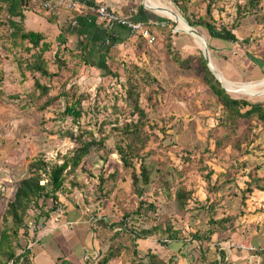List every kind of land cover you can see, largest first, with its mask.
I'll use <instances>...</instances> for the list:
<instances>
[{
  "label": "rangeland",
  "instance_id": "1",
  "mask_svg": "<svg viewBox=\"0 0 264 264\" xmlns=\"http://www.w3.org/2000/svg\"><path fill=\"white\" fill-rule=\"evenodd\" d=\"M41 1L32 0V7L46 12ZM247 1H154L170 7L186 24V17L192 22L203 17L220 32L224 28L233 30L239 43L225 40V31L222 36L212 37L201 26L188 23L185 27L161 14L164 21L158 24L156 42L149 44L136 37L130 45L113 47L102 65L101 57L96 64L92 61L91 66H86L79 54L66 52L57 40L56 44L50 42L52 48L45 53V59L50 71L58 73L51 79L34 76L21 67L32 53L21 47L11 50L9 31L1 28L0 236L6 225L3 216L7 204L20 181L27 177L32 159L43 157L52 164L62 163L79 146L76 139L95 138L100 141V149H93L82 164L84 170L79 167L66 174L59 199L72 207L71 211L84 210L86 216L96 220L94 224H102L97 221L99 214L107 217L101 218L105 226L115 221L110 228L113 233L128 227V233L120 236L121 246H117L122 250L123 243L130 245L128 250H122L109 264H149L150 254L166 264H214L219 251L226 253L230 264H248V256L258 253L261 257L255 264H264L263 246L251 245L258 237L256 233L264 231V191L247 192L249 185L264 187V126L255 119L242 121L231 116L201 77L202 60L207 65L209 60L215 69L213 74L222 73L229 80L223 79L221 84L233 91L227 92L231 97L264 103V0L255 10L246 7ZM183 6L187 7V15L180 11ZM61 11L66 10L52 12ZM198 37H203L205 43L201 44ZM172 56H177L180 63H188H176ZM20 71H25V76ZM35 77L41 84L50 85L49 95L42 99L34 87ZM230 84L258 87L244 90ZM132 89L138 93L148 120L142 132L148 138L139 153L142 158L136 156L137 150L127 149L130 141L124 135L125 127L138 120V113L130 106ZM250 94L261 95L249 97ZM55 96L58 100L41 109L49 97ZM67 106L74 107L80 116L64 114ZM119 147L129 152L131 167L122 165ZM142 163L150 171V183L145 186L142 180L139 182L145 192L141 198L135 193L132 173L140 174ZM178 189L191 193L180 214H176L174 203ZM141 200L143 210L153 205L157 212L150 214L148 210L143 227L157 226V231L137 241L135 257L129 229L136 223L138 216L134 213ZM64 210L61 207L58 213ZM125 215L135 217L123 222ZM222 219L229 221L217 225ZM31 220L26 217V225L32 224ZM222 226L225 230L218 232ZM238 233L239 242L235 237ZM208 235L211 237L201 253L196 237ZM242 244L253 247L246 251ZM20 247L15 246L17 250ZM56 252H61L60 247ZM88 259L95 260V253Z\"/></svg>",
  "mask_w": 264,
  "mask_h": 264
},
{
  "label": "trees",
  "instance_id": "2",
  "mask_svg": "<svg viewBox=\"0 0 264 264\" xmlns=\"http://www.w3.org/2000/svg\"><path fill=\"white\" fill-rule=\"evenodd\" d=\"M51 0H42L41 4L43 6L44 2H50ZM191 0H186V2ZM262 0H248L246 7L250 10H255L259 7ZM179 4L178 0H175ZM187 2V3H188ZM32 0H0V29L6 28L8 33L9 47L11 50L14 48H24L26 51L32 53L30 59L21 63V67L24 66L25 71L36 76L39 74L41 78L51 79L57 76L58 73H52L48 67V62L45 59V53L49 52L52 48L50 41H48L47 36L43 32H36L26 28L25 26V12L28 10H35L32 7ZM44 9V8H43ZM212 7L210 3L207 7V15L212 14ZM50 14H55L50 10L45 9ZM36 11V10H35ZM76 10L71 11L74 13ZM180 11L185 15L187 12V7H180ZM70 13V11H67ZM187 15V14H186ZM73 20V19H71ZM186 21L192 26H201L206 29L212 37L222 36L225 32L227 36L224 38L230 42L239 43V39L233 34V30H227L224 28L223 32H220L217 27L203 17L199 18L197 21L192 22L189 17H186ZM64 35L61 34L57 37V42L59 45L63 43L66 44V41L63 42ZM140 39V38H139ZM143 40V39H142ZM147 43V41L143 40ZM246 41H242L241 44H246ZM63 44V45H64ZM63 47V50L66 52L72 53V51ZM171 45L168 46V51L170 56L173 55L171 51ZM59 51V49H58ZM56 51V55L58 54ZM107 53H104L99 65L103 64L106 59ZM81 61L84 65L91 66L93 59H88L84 51L79 54ZM173 61L181 65L188 63V61H183L180 63V59L177 56H172ZM58 61V66L61 68V61L56 58ZM95 62V61H94ZM186 62V63H184ZM93 64H96L93 63ZM98 66V65H97ZM25 71H20L21 76H25ZM201 77L204 83L209 87L210 91L217 97V99L223 104L225 110L233 116L235 119L242 121H251L255 119L256 121L262 123L264 126V103L260 101H250L247 99H236L231 97L227 90L223 87L221 82L216 78L213 72L209 69L205 60H202L201 64ZM34 87L36 92H38L39 99H42L45 96H48L50 93V85H44L40 83V79L35 77ZM232 94V93H231ZM251 97V96H249ZM58 96L49 97L47 101L41 106V109L46 108L58 100ZM129 98L131 100L130 106L133 109L134 113H138V120L136 122H131L130 125L125 127L124 135L130 143L127 145V149L133 152L137 150L136 156H140V152L145 149L148 138L142 136L144 127L147 125V114L140 107L139 104V95L135 90L129 91ZM64 114H72L76 117L80 116L74 107H66ZM79 144L75 148L73 155L65 160L62 163H49L43 157H38L32 159L31 163L28 165V175L22 179L19 185L16 188L14 197L7 204V210L3 216L4 222L6 225L1 232L0 236V264H32V252L29 248L31 242L36 240V233L40 225H44L51 214L56 213L62 207L59 194L64 190L65 187V178L66 174L75 172L79 167H82L86 162L87 157L95 150H99L101 144L95 139H76ZM119 155L121 156V162L124 167H131L132 162L129 156V152L126 153L124 149L119 147ZM83 164V165H82ZM85 172V171H84ZM114 174L110 175L113 177ZM101 180L100 184L104 183L103 177L99 178ZM133 186L136 195L142 198L145 193L143 189H140L139 182L142 180L144 185L147 186L150 183V171L147 169L144 163L140 167V174H136V171L132 173ZM254 189L264 191L262 186H248L247 192L252 193ZM191 197V193L187 192L185 189H178L175 192L174 203H175V212L176 214L182 213L188 201ZM145 204L143 201H140L138 208L135 211V215L138 216L135 218L136 223L129 229L130 236L132 237V244L134 245V256H138L137 250V241L145 240L150 237L154 231H157V226L151 228H144L143 226L147 224V214L148 210L151 211L150 214L155 213L156 207L149 205V209L146 210L143 206ZM157 213V212H156ZM155 213V214H156ZM26 217L32 218V224L25 223ZM135 216L125 215L123 222L127 219ZM223 221L218 222L217 225H221L229 221V219H222ZM101 225L104 227L105 224L100 219ZM112 223L106 224V228H113ZM34 225V226H33ZM119 225L122 226V223ZM225 225V224H224ZM39 226V227H40ZM221 227V226H219ZM32 228H34L32 230ZM127 228L124 229L121 227L119 231L112 233L107 242L109 245L102 248L97 254L95 260L88 259L85 264H109L120 256L122 250H126L129 246L126 244L123 245L121 250L119 247L120 236L122 234H127ZM218 228V227H217ZM216 228V229H217ZM225 228L219 229L218 232L224 231ZM22 231V233H21ZM34 231V232H33ZM110 232V231H109ZM22 237H21V235ZM33 233V238L31 234ZM215 234V231L213 235ZM24 237L27 240L23 241ZM211 236H198L197 240L201 243V253L205 252L204 245L209 241ZM16 244V245H15ZM21 245L20 249L17 250L15 246ZM121 246V245H120ZM209 250V246L206 247V250ZM128 250V249H127ZM149 264H166L160 260L156 255H148ZM203 258V256H202ZM61 262V260H59ZM93 262V263H91ZM214 264H228L226 262V253L224 251H219V260H216Z\"/></svg>",
  "mask_w": 264,
  "mask_h": 264
},
{
  "label": "crops",
  "instance_id": "3",
  "mask_svg": "<svg viewBox=\"0 0 264 264\" xmlns=\"http://www.w3.org/2000/svg\"><path fill=\"white\" fill-rule=\"evenodd\" d=\"M73 1L78 4V8L74 13L61 11L57 14H50L47 11H26L25 26L29 30L43 32L48 41L54 44H56L57 37L63 34L62 41H66L63 46L69 48L72 51L71 54H81L84 51L87 58L94 61L101 59L103 54L109 53L113 47L132 44L136 38L126 27L106 26L93 12L94 7L104 5L131 21L148 23L152 26L157 38L159 37L158 24L164 21L161 14L173 19L176 18L174 14L177 15L170 7H166L161 3L156 4L158 2H154L155 0ZM71 19L76 20L77 24L74 25ZM178 22L180 23V21ZM221 75L227 79L222 73ZM63 207L66 210L51 214L44 225L39 227L36 233L38 243L32 252V264H85L91 253H95L97 257L99 251L109 245L106 239H109L114 230L111 231L109 227H103L101 224H94L96 220L86 216L88 214L84 210L71 211L72 207H68L64 202L62 203V209ZM101 218L106 219L107 217L99 214L97 221ZM259 232L256 233L258 237L251 241V245L255 247L263 246L262 249L264 250V231ZM238 236L239 233L235 236L237 242L241 241L237 239ZM227 242L229 243V241ZM61 245L66 248V252L62 250ZM241 246L246 251L251 250L253 247L246 244ZM59 247L61 252L57 253L56 250ZM248 257V264L253 262L255 264V262H259L261 256L258 253ZM227 259L226 256V262L229 260ZM217 260H219V257ZM232 261L233 259L230 260V262ZM228 264H230L229 261Z\"/></svg>",
  "mask_w": 264,
  "mask_h": 264
},
{
  "label": "built area",
  "instance_id": "4",
  "mask_svg": "<svg viewBox=\"0 0 264 264\" xmlns=\"http://www.w3.org/2000/svg\"><path fill=\"white\" fill-rule=\"evenodd\" d=\"M44 9L55 11L59 9H65L66 11H73L78 8L77 2L73 0H51L50 2H44ZM93 12L99 19L105 23L106 26L112 27L114 25L126 27L137 38H141L149 44L156 42V34L150 24L144 22L131 21L128 18L122 17L119 14L111 11L104 5H99L93 8ZM74 25L77 24L76 20H73ZM37 240L31 242L29 248L33 251L36 246Z\"/></svg>",
  "mask_w": 264,
  "mask_h": 264
},
{
  "label": "bare ground",
  "instance_id": "5",
  "mask_svg": "<svg viewBox=\"0 0 264 264\" xmlns=\"http://www.w3.org/2000/svg\"><path fill=\"white\" fill-rule=\"evenodd\" d=\"M174 16H176V20L177 21H180L185 27H188V25L186 24V23H184V21L182 20V18L181 17H179L178 15H175L174 14ZM198 41L201 43V44H203V43H205V39L202 37H198ZM213 64L211 63V66H212ZM212 68H213V66H212ZM214 69V68H213ZM215 70V69H214ZM217 76L219 77V79L221 80V82L224 84V82H223V79H225L222 75H221V73H217ZM261 82H263V86H264V79L261 81ZM225 86V85H224ZM229 86H239L240 88L239 89H244V90H246V89H254V88H256V87H258V85L257 86H252V85H250V84H245V85H234V84H230ZM226 88V87H225ZM226 90L228 91V92H232L233 93V91H230L229 89H227L226 88ZM261 91L262 92H264V87H261ZM250 92H252V91H250ZM259 95H261V94H250L249 96H251V97H257V96H259ZM263 95V94H262Z\"/></svg>",
  "mask_w": 264,
  "mask_h": 264
},
{
  "label": "water",
  "instance_id": "6",
  "mask_svg": "<svg viewBox=\"0 0 264 264\" xmlns=\"http://www.w3.org/2000/svg\"><path fill=\"white\" fill-rule=\"evenodd\" d=\"M184 23H186L185 21H184ZM188 24V23H187ZM195 32V31H194ZM204 55H205V58L207 59V55H208V50L207 49H205V52H204ZM208 67H209V69L211 70V71H213L214 72V70H213V68H212V66H211V63H210V61L208 60ZM215 76H216V78L221 82V80L219 79V77L217 76V74L215 73ZM225 88V87H224ZM226 89V88H225Z\"/></svg>",
  "mask_w": 264,
  "mask_h": 264
}]
</instances>
